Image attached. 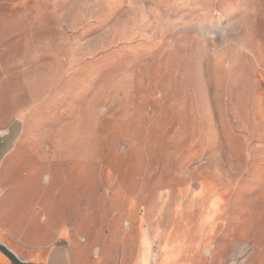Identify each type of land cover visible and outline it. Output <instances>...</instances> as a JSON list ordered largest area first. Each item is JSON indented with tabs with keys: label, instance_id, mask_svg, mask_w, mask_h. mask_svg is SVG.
<instances>
[{
	"label": "rangeland",
	"instance_id": "rangeland-1",
	"mask_svg": "<svg viewBox=\"0 0 264 264\" xmlns=\"http://www.w3.org/2000/svg\"><path fill=\"white\" fill-rule=\"evenodd\" d=\"M16 131L25 258L264 264V0H0Z\"/></svg>",
	"mask_w": 264,
	"mask_h": 264
},
{
	"label": "crops",
	"instance_id": "crops-1",
	"mask_svg": "<svg viewBox=\"0 0 264 264\" xmlns=\"http://www.w3.org/2000/svg\"><path fill=\"white\" fill-rule=\"evenodd\" d=\"M19 132L20 131H16V133L12 137L10 146L1 148L2 144L0 143V152H2L3 158L10 157L13 148H17L18 144L21 141V132ZM7 168L11 169V166H9L8 164L4 165V163L0 165V244L4 245L19 259H23L28 263L75 264L73 262V256H71L67 252L68 249L65 242H55L53 244H49L50 240L48 239V237L41 236V234L39 233H36L34 236L38 239L39 242L43 243V246H40V249H42L43 251L42 254L27 259L20 253V216H23V211H20V202L18 203L16 201V195L11 193L12 189H10V185H5V183L3 182L4 176L7 175ZM207 253H209V250H207ZM156 258L157 256L156 254H154L152 256V260L154 261L156 260ZM171 261L172 264H205L203 263L202 259H197L193 256H189L184 259L182 257V263H178V259L173 256V252L166 251L164 264H171ZM148 262L149 260L147 262H143L142 260L138 259L135 264H149ZM154 263L157 264L158 259ZM206 264H210V262Z\"/></svg>",
	"mask_w": 264,
	"mask_h": 264
},
{
	"label": "water",
	"instance_id": "water-1",
	"mask_svg": "<svg viewBox=\"0 0 264 264\" xmlns=\"http://www.w3.org/2000/svg\"><path fill=\"white\" fill-rule=\"evenodd\" d=\"M0 253L14 264H32V263H28V262L20 260L14 253H12L9 249H7L2 244H0Z\"/></svg>",
	"mask_w": 264,
	"mask_h": 264
},
{
	"label": "built area",
	"instance_id": "built-area-1",
	"mask_svg": "<svg viewBox=\"0 0 264 264\" xmlns=\"http://www.w3.org/2000/svg\"><path fill=\"white\" fill-rule=\"evenodd\" d=\"M230 264H233V263H230Z\"/></svg>",
	"mask_w": 264,
	"mask_h": 264
},
{
	"label": "bare ground",
	"instance_id": "bare-ground-1",
	"mask_svg": "<svg viewBox=\"0 0 264 264\" xmlns=\"http://www.w3.org/2000/svg\"><path fill=\"white\" fill-rule=\"evenodd\" d=\"M21 260V259H20Z\"/></svg>",
	"mask_w": 264,
	"mask_h": 264
}]
</instances>
